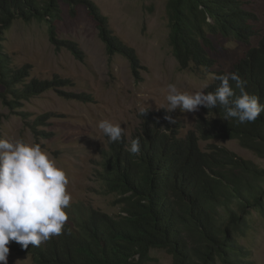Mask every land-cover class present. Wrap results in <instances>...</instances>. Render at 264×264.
<instances>
[{
    "label": "trees",
    "instance_id": "obj_1",
    "mask_svg": "<svg viewBox=\"0 0 264 264\" xmlns=\"http://www.w3.org/2000/svg\"><path fill=\"white\" fill-rule=\"evenodd\" d=\"M60 1L73 16L85 6L108 56H124L135 73L141 68L134 49L113 35L107 18L91 0H0V41L17 20L41 21L57 48L65 47L82 59L76 43L58 39ZM167 16L168 42L179 68L201 67L214 74L205 93L214 92L220 83L215 77L226 74L213 71L215 61L204 47L209 42L205 27L246 45L257 36L253 15L238 0H168ZM233 72L245 82L244 90L264 104V35L229 73ZM28 76V66L10 68L0 49V97L10 108L56 84L36 78L27 82ZM229 83L238 96L236 82ZM204 114L197 125L199 135L190 131L182 136L181 126L169 123L164 111L144 112L140 131L130 139L108 140L103 157L102 180L108 192L124 197L122 214L112 217L70 208L60 235L26 249L12 241V250L31 255L35 264H143L154 249L170 252L174 264H216L217 260L250 264L246 248L234 234L245 233L251 210L264 213V169L225 147L202 150L199 140H237L264 159V112L243 124L235 118L225 120L222 106L204 107ZM133 139L140 141L138 154L129 151Z\"/></svg>",
    "mask_w": 264,
    "mask_h": 264
},
{
    "label": "rangeland",
    "instance_id": "obj_2",
    "mask_svg": "<svg viewBox=\"0 0 264 264\" xmlns=\"http://www.w3.org/2000/svg\"><path fill=\"white\" fill-rule=\"evenodd\" d=\"M91 1L107 18L113 35L134 49L141 68L135 73L124 56H108L85 6H79L73 16L60 1L62 15L57 21L58 39L76 43L82 59L65 47L57 48L50 41L44 22L17 20L0 41L8 65L14 70L28 66L27 82L36 78L56 84L30 99L18 100L14 108L0 97V138L38 144L65 171L66 191L71 195L65 211L79 208L118 217L123 212L124 197L108 192L102 180L109 139L99 123L107 120L119 124L122 136L130 139L142 128V111H164L181 126L182 136L190 131L199 135L197 125L206 117L204 107L193 112L178 108L166 113L168 85L173 84L179 92L187 94L205 92V85L214 81V74L201 67L179 68L168 42V0ZM238 1L253 15L251 24L257 36L246 45L205 27L209 42H204V47L215 61L213 71L229 73L264 35V0ZM199 144L206 151L214 145L225 147L264 169V159L241 147L237 140L200 139ZM249 219L245 233L234 235L246 248L250 264H264V213L251 210ZM11 245L12 241L7 245L8 264H35L31 255H19ZM143 264H174V258L167 250L154 249ZM216 264L222 263L217 260Z\"/></svg>",
    "mask_w": 264,
    "mask_h": 264
},
{
    "label": "clouds",
    "instance_id": "obj_3",
    "mask_svg": "<svg viewBox=\"0 0 264 264\" xmlns=\"http://www.w3.org/2000/svg\"><path fill=\"white\" fill-rule=\"evenodd\" d=\"M220 83L214 92L203 90L192 94L179 92L175 85H168L166 113L198 111L222 106L224 119L235 118L239 123L254 122L264 112V104L255 95L244 90V81L236 73L216 76ZM229 80L235 81L240 94L235 95ZM207 87V85H205ZM146 110L142 111V113ZM169 123L176 121L164 117ZM99 128L110 142L119 141L122 127L107 120ZM129 151L140 152L139 139L131 141ZM68 179L65 171L49 159L38 144L22 140L11 142L0 138V264H8L10 241L24 249L31 244L38 247L54 235H60L68 220L64 209L70 205L71 195L66 191Z\"/></svg>",
    "mask_w": 264,
    "mask_h": 264
}]
</instances>
